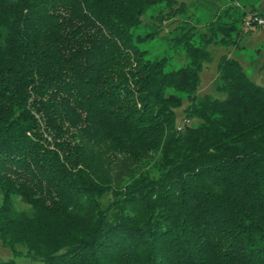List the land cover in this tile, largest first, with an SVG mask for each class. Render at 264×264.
Returning a JSON list of instances; mask_svg holds the SVG:
<instances>
[{"label":"trees","instance_id":"trees-1","mask_svg":"<svg viewBox=\"0 0 264 264\" xmlns=\"http://www.w3.org/2000/svg\"><path fill=\"white\" fill-rule=\"evenodd\" d=\"M251 7L200 35L178 0H0L2 246L32 264H264V87L223 54L224 98L198 94L213 49L261 28ZM161 34L181 67L141 48Z\"/></svg>","mask_w":264,"mask_h":264},{"label":"rangeland","instance_id":"rangeland-1","mask_svg":"<svg viewBox=\"0 0 264 264\" xmlns=\"http://www.w3.org/2000/svg\"><path fill=\"white\" fill-rule=\"evenodd\" d=\"M178 1L183 2L187 5L189 10L188 15L190 12V16H191V10H193L192 23L197 27L196 30L200 35L209 31L211 25L214 24V22L220 20V18L218 17V12H222L223 10H226L229 7H231L233 11L235 8H239L241 5L247 6L246 9L247 11L252 9L251 6H255L257 9L264 7V0H254V2H252V0H215V1L214 0H178ZM195 1L201 3L203 2L205 3V5L198 6V4L195 3ZM215 3L217 4L216 6ZM219 4L221 6L220 9L218 10L217 7H219ZM161 9L162 7H156L149 11V13L146 15V18L144 19L145 26L142 27L139 31H137V34H141L144 36L146 33H148L151 30L150 17L151 16L156 17L158 13L161 11ZM186 18L187 16L176 17L175 25L173 24L170 28L176 26L177 22H180L179 20L182 19L185 20ZM223 21L225 22L227 21V19L223 18ZM168 22L170 23L171 20H169ZM165 29L167 33L169 28L166 27ZM162 37L164 36L161 34L160 38L140 44L141 48L148 50L147 56L152 59L173 57L172 59H170V63L168 66L169 70L177 69L181 67L185 62L184 57L180 56L178 50H175L172 47V43H170L165 38L162 39ZM233 37H235V35ZM242 38H243V44L249 47H252L253 44H264V29L262 28L257 30L255 29L249 32L248 29L245 28V32L243 33ZM240 44H241V40H240ZM212 54H213V60L210 63L206 64L202 72L201 83L199 86L198 94L200 96L212 95L218 98H224L223 95L218 94L215 90V80L217 78V60L223 54L235 56L234 48L233 47L215 48L213 49ZM257 57H258L257 55L254 56V54H252V57L251 58L249 57L248 61H251L252 59H257ZM243 64L245 65L244 62ZM250 73L251 71L248 72V74ZM177 114H178V121L182 122L181 121L183 116L182 109H179L177 111ZM1 201L2 198L0 195V205H1ZM11 259L16 260L18 264H32L28 259L24 257H14L13 252L8 248H4L0 240V261H7Z\"/></svg>","mask_w":264,"mask_h":264},{"label":"crops","instance_id":"crops-1","mask_svg":"<svg viewBox=\"0 0 264 264\" xmlns=\"http://www.w3.org/2000/svg\"><path fill=\"white\" fill-rule=\"evenodd\" d=\"M254 2V0H252ZM258 11L264 14V7L258 8ZM264 29V27H261ZM258 28V29H261ZM257 30V29H256ZM252 54L257 55V59H252L248 61V58L252 57ZM234 55L238 58L243 66L245 67L246 73L248 74L256 83L264 87V44H253L252 47L243 44V38L241 39V44L234 48Z\"/></svg>","mask_w":264,"mask_h":264},{"label":"built area","instance_id":"built-area-1","mask_svg":"<svg viewBox=\"0 0 264 264\" xmlns=\"http://www.w3.org/2000/svg\"><path fill=\"white\" fill-rule=\"evenodd\" d=\"M253 24L258 27H264V18H259L254 15H251L248 19L245 20L246 27H252Z\"/></svg>","mask_w":264,"mask_h":264}]
</instances>
